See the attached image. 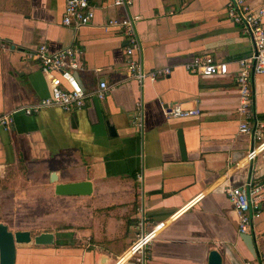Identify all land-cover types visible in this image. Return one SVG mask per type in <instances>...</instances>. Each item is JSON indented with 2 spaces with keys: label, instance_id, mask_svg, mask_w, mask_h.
I'll use <instances>...</instances> for the list:
<instances>
[{
  "label": "crops",
  "instance_id": "1",
  "mask_svg": "<svg viewBox=\"0 0 264 264\" xmlns=\"http://www.w3.org/2000/svg\"><path fill=\"white\" fill-rule=\"evenodd\" d=\"M228 1L132 0L143 71L170 70L139 86L127 77L124 34L108 27L121 17L112 0H89L94 17L83 27L62 25L65 0H0V115L49 96L48 77L27 57L40 45L50 53L82 51L81 85L110 88L81 111L13 113L10 129L0 127V224L53 235L47 246H17L16 264H115L154 227L156 237L133 264H207L211 250L222 264H264V201L252 218V256L224 191L264 180V151L247 163L254 142L238 131L234 78L253 46L228 18ZM263 5L247 1L250 10ZM202 56L226 62L228 74L184 70ZM251 91L255 121L264 125V74L252 76ZM173 106L200 114L166 117ZM83 181L89 195L54 192L57 184Z\"/></svg>",
  "mask_w": 264,
  "mask_h": 264
},
{
  "label": "built area",
  "instance_id": "2",
  "mask_svg": "<svg viewBox=\"0 0 264 264\" xmlns=\"http://www.w3.org/2000/svg\"><path fill=\"white\" fill-rule=\"evenodd\" d=\"M248 0H229L227 16L232 23L246 33L251 39L253 53L237 61L238 71L235 83L238 88L237 112L243 117L239 124L240 134L252 137L253 145L244 157L248 163L253 161L259 153L264 151V125L257 124L253 107L251 80L253 75L264 74V5L256 10H250ZM132 0H112V7L120 9L121 17L108 21V27H119L126 38L125 66L127 77L142 86L146 78L155 80L170 74L165 68L151 73L143 71L142 43L136 30L137 17L130 14ZM94 5L89 0H65L61 23L64 26L74 25L83 27L89 25L94 17ZM82 51L66 48L57 53H50L46 45H40L27 57L38 65L40 72L48 77L50 94L37 103L17 108L12 113L0 115V127L7 131L13 120V113L26 116L34 115L48 108H57L64 112H76L85 108L87 101H103L109 92L104 81H99L94 87L84 88L79 82L78 72L83 70L81 61ZM184 70L203 77L225 76L228 74V64L216 61L210 56L192 57L183 65ZM139 108V105H136ZM198 109H184L173 106L165 110L168 118H183L197 116ZM238 218L237 231L239 234H252V218L259 216L257 202L264 201V180H248L240 187H226L224 189ZM157 229L151 228L142 233L131 247L116 261L119 264H133L141 261V254L150 247L156 237ZM119 262V263H118ZM245 264H251L249 262Z\"/></svg>",
  "mask_w": 264,
  "mask_h": 264
},
{
  "label": "water",
  "instance_id": "3",
  "mask_svg": "<svg viewBox=\"0 0 264 264\" xmlns=\"http://www.w3.org/2000/svg\"><path fill=\"white\" fill-rule=\"evenodd\" d=\"M112 133V128L109 129ZM178 142L182 155H184V144L181 132H178ZM91 184L87 181L79 183L57 184L54 192L58 196H84L91 193ZM51 233H40L32 236L29 231L11 232L8 228L0 224V264H16V247L27 244L36 246H47L52 243ZM240 239L252 256H256L254 238L252 234H240ZM207 264H222L221 255L216 250L208 253Z\"/></svg>",
  "mask_w": 264,
  "mask_h": 264
},
{
  "label": "rangeland",
  "instance_id": "4",
  "mask_svg": "<svg viewBox=\"0 0 264 264\" xmlns=\"http://www.w3.org/2000/svg\"><path fill=\"white\" fill-rule=\"evenodd\" d=\"M116 260H118V259H116Z\"/></svg>",
  "mask_w": 264,
  "mask_h": 264
},
{
  "label": "bare ground",
  "instance_id": "5",
  "mask_svg": "<svg viewBox=\"0 0 264 264\" xmlns=\"http://www.w3.org/2000/svg\"><path fill=\"white\" fill-rule=\"evenodd\" d=\"M126 259V258H125Z\"/></svg>",
  "mask_w": 264,
  "mask_h": 264
}]
</instances>
